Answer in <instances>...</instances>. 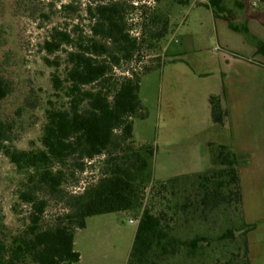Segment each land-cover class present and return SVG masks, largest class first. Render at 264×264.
<instances>
[{
    "label": "trees",
    "instance_id": "1",
    "mask_svg": "<svg viewBox=\"0 0 264 264\" xmlns=\"http://www.w3.org/2000/svg\"><path fill=\"white\" fill-rule=\"evenodd\" d=\"M260 4V13L251 18L264 26V1ZM209 6L216 19L227 22L264 56V39L253 32L250 19L236 23L225 0H209ZM87 14L90 35L79 27H54L42 45L50 67H61L57 55L64 50L67 55L65 78H52L55 95L63 93L66 103L47 111L43 148L10 149L5 145L7 131L0 125V151L19 171L28 172L27 189L19 197L31 209L26 231L10 245L0 240V264H79L77 232L87 227L89 218L109 214L139 220L127 264H253L249 235L257 225L246 219L240 154L228 145L210 143L207 171L156 180L154 148L134 140V120L146 115L139 98L141 77L120 79L116 73L122 61L132 60L140 40L127 31L118 3L91 6ZM151 19L161 24L150 34L156 47L168 34L170 19ZM7 94L8 86L0 79V100ZM210 106L213 123L223 126L228 111L222 98L211 96ZM100 155L106 156L105 169L96 183L82 194H66L69 162L84 171L85 160ZM150 187L154 192L148 205ZM43 192L67 198L70 213L55 226H41L48 208L46 197L39 196ZM219 222L214 230L212 224L217 227Z\"/></svg>",
    "mask_w": 264,
    "mask_h": 264
},
{
    "label": "rangeland",
    "instance_id": "2",
    "mask_svg": "<svg viewBox=\"0 0 264 264\" xmlns=\"http://www.w3.org/2000/svg\"><path fill=\"white\" fill-rule=\"evenodd\" d=\"M225 1L235 12L236 23L250 19L253 32L264 39V26L251 18L260 13L257 9L264 0ZM237 1L245 8L240 9ZM103 3H118L127 31L132 38L140 40L132 60L122 61L116 73L120 79L141 77L139 98L146 115L134 120V140L154 148V178L161 180L169 176V159L175 152H197L203 139L217 138L220 133L213 128L210 105L208 100L203 105L202 93L219 89L218 60L228 53L227 44L236 50L231 46L237 43L227 23L216 22L209 0L207 5L194 0H0V79L8 86L7 96L0 100V125L9 137L5 145L18 151L43 148L47 111L66 103L63 93L61 97L55 95L52 78L53 75L65 78L67 55L65 50L57 55L61 67H50L42 45L54 27L63 31L79 27L85 35H90L87 9ZM152 15H167L170 19L168 34L156 47L151 46L150 34L159 31L161 24L154 25ZM147 69L151 70L146 72ZM241 157L247 196L245 214L257 225L253 238L258 241L264 236V163L252 164L248 154ZM105 159V155H100L85 160L84 171L70 161L65 193L79 195L96 183L105 169ZM27 178L28 172L19 171L0 151V240L7 245L30 225V206L19 197L27 189ZM153 192L151 187L147 190L148 205ZM39 196L48 200L42 227L55 226L70 213L66 197L44 192ZM106 217L115 219L122 228L114 230L122 240L119 257L108 247L97 262L123 264V260L129 259L130 238L138 224H131L128 215ZM97 218L90 220L91 227H96ZM131 218L136 220L134 216ZM219 224L217 227L212 224L214 230H218ZM258 246L254 264H264V246Z\"/></svg>",
    "mask_w": 264,
    "mask_h": 264
},
{
    "label": "crops",
    "instance_id": "3",
    "mask_svg": "<svg viewBox=\"0 0 264 264\" xmlns=\"http://www.w3.org/2000/svg\"><path fill=\"white\" fill-rule=\"evenodd\" d=\"M215 20L217 23L225 22L224 20L216 19V17ZM227 26L229 28L228 23ZM229 30L231 29L229 28ZM232 32L237 44L231 47L236 50L231 49L229 44H227L228 53L218 60L220 66L219 89L215 92H208V94L202 93L203 105L206 100H208L210 105L211 96L221 97L222 106L228 111V118L223 126H217L213 123V128L220 132L218 133L219 136L217 138L206 137V139H203L202 148L197 152H175L176 154L169 159L167 173L170 174L163 179L207 171L211 166L210 143L228 145L238 152L240 156L241 154H248L252 158V164L264 163V56L259 55L256 48L249 44L242 34ZM195 126L198 128V124ZM241 181L245 205L247 196L243 168L241 169ZM113 215L115 214L102 215L103 217L98 216L95 223L96 227L94 225L91 227L90 220H94L97 216L89 218L87 227L77 232L75 249L81 255L79 264H98L97 261L102 259L103 251L108 247L113 248L116 252L115 254L119 257V247L122 240L120 241V235L116 234L114 230L122 228L115 222V219H107L106 217ZM247 215V221L253 224V222L249 221V215ZM132 220L134 219H130V223ZM136 231L130 238V247L133 246ZM254 232L253 230L249 235L253 264L256 246L260 244L264 246V236L256 241L253 238ZM257 253L261 255V253ZM123 261V264H127L128 260Z\"/></svg>",
    "mask_w": 264,
    "mask_h": 264
},
{
    "label": "built area",
    "instance_id": "4",
    "mask_svg": "<svg viewBox=\"0 0 264 264\" xmlns=\"http://www.w3.org/2000/svg\"><path fill=\"white\" fill-rule=\"evenodd\" d=\"M194 2L205 4V3L208 2V0H194ZM131 223H133V224H139V220H132Z\"/></svg>",
    "mask_w": 264,
    "mask_h": 264
}]
</instances>
